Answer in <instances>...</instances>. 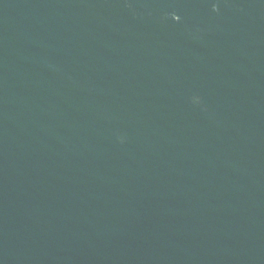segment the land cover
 Masks as SVG:
<instances>
[{
    "label": "water",
    "instance_id": "95a60500",
    "mask_svg": "<svg viewBox=\"0 0 264 264\" xmlns=\"http://www.w3.org/2000/svg\"><path fill=\"white\" fill-rule=\"evenodd\" d=\"M0 264H264V0H0Z\"/></svg>",
    "mask_w": 264,
    "mask_h": 264
}]
</instances>
